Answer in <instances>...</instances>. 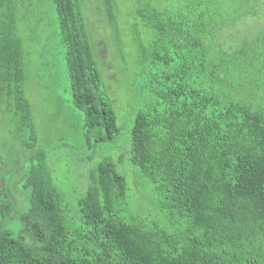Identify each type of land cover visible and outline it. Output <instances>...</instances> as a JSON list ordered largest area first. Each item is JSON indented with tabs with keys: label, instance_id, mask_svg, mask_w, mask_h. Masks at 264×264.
Instances as JSON below:
<instances>
[{
	"label": "trees",
	"instance_id": "1",
	"mask_svg": "<svg viewBox=\"0 0 264 264\" xmlns=\"http://www.w3.org/2000/svg\"><path fill=\"white\" fill-rule=\"evenodd\" d=\"M50 1L91 159L97 144L118 145L117 116L84 0ZM100 1L110 25L134 19L152 99L133 117L129 162L151 203L132 208L122 158L103 157L69 213L37 143L21 52L1 29L13 13L24 36L25 6L0 0V124L6 103L26 161L21 199L2 171L0 264H264V27L255 38L246 29L264 25V0Z\"/></svg>",
	"mask_w": 264,
	"mask_h": 264
},
{
	"label": "rangeland",
	"instance_id": "2",
	"mask_svg": "<svg viewBox=\"0 0 264 264\" xmlns=\"http://www.w3.org/2000/svg\"><path fill=\"white\" fill-rule=\"evenodd\" d=\"M21 1L25 6L19 13L22 27L26 30L24 36L16 31V24L9 22L11 17H15L13 13L4 19L1 29L5 38H8L7 42L14 45L15 51L21 52L23 83L31 102L37 143L46 148L47 165L69 213L74 214L77 198L84 193L90 173L103 157L114 161L122 158V164L117 169L125 175L132 208L151 203L150 183L142 176L139 166L129 162L133 117L138 110L145 109L152 99V92L141 87L145 66L141 62L136 28L131 25L134 21L132 15L127 24L121 23L123 17L119 15L118 25H110L100 0H84L85 17L98 56L103 89L113 105L118 125V145L102 150L101 145L97 144L96 155L88 159L87 154L92 149L84 143L83 112L71 102L65 47L54 21L52 3L50 0ZM249 4L250 8H254L253 0H249ZM263 27L255 18L246 29L255 38V33ZM258 92L261 95L258 100H264V89L260 88ZM5 105H1L0 184L2 171L7 170L6 175L11 171L13 190L21 199L24 193L19 189V180L26 161L20 142L15 138L16 121L11 115L6 116L3 108Z\"/></svg>",
	"mask_w": 264,
	"mask_h": 264
}]
</instances>
